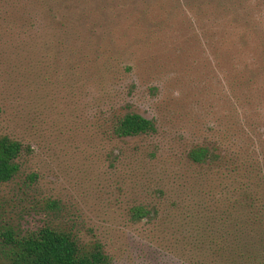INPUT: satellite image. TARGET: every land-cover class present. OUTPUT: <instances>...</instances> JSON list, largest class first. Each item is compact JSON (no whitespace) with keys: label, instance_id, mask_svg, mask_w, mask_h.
Masks as SVG:
<instances>
[{"label":"rangeland","instance_id":"1","mask_svg":"<svg viewBox=\"0 0 264 264\" xmlns=\"http://www.w3.org/2000/svg\"><path fill=\"white\" fill-rule=\"evenodd\" d=\"M177 1L172 10L169 0H0V134L33 148L19 178L37 174L26 194L17 180L0 185V230H72L101 243L109 264H219L194 224L167 209L168 195L178 202L197 173L194 193L209 190L207 173L177 163L176 151L228 126L215 97L183 78L191 67L196 77L199 45L184 6L195 0ZM154 59L163 65L157 76ZM126 105L154 118L155 136L109 135ZM158 189L165 209L148 223L129 220V207L154 204ZM47 198L57 213L30 208Z\"/></svg>","mask_w":264,"mask_h":264},{"label":"trees","instance_id":"2","mask_svg":"<svg viewBox=\"0 0 264 264\" xmlns=\"http://www.w3.org/2000/svg\"><path fill=\"white\" fill-rule=\"evenodd\" d=\"M169 1L171 9H176L175 1H179ZM184 6L196 19L199 59L195 61L196 77H191V67L183 78L199 82L197 89L203 98L215 97L214 106L218 113L226 112L228 126L201 131L176 151L177 163L207 173L209 190L194 193L200 184L197 173L191 192L181 184L183 196L178 202L168 195L171 204L167 209H179L182 219L194 224L199 240L208 242L219 264H264V0H195ZM152 66L155 76L162 73L158 59ZM125 108L111 120L110 136L121 140L155 136L154 118L129 105ZM223 139L229 144H222ZM32 149L19 138L0 134V185L17 180L23 193L33 190L34 171L25 180L19 178L23 156ZM119 151L121 157L123 151ZM150 155L156 158L155 152ZM155 193L154 204L130 206L128 219L143 223L155 219L165 209L161 200L166 199L164 190ZM32 207L51 214L61 209L51 198L34 202ZM0 264H109V258L98 241L82 242L72 230L46 223L25 232L3 227Z\"/></svg>","mask_w":264,"mask_h":264}]
</instances>
